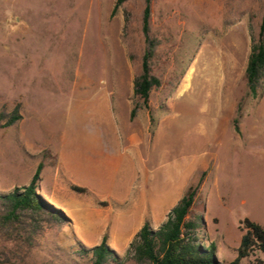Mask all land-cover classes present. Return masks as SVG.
<instances>
[{
  "label": "rangeland",
  "instance_id": "1",
  "mask_svg": "<svg viewBox=\"0 0 264 264\" xmlns=\"http://www.w3.org/2000/svg\"><path fill=\"white\" fill-rule=\"evenodd\" d=\"M115 3L0 0V114L20 105L22 115L0 127V191L28 184L42 161L39 192L69 218L39 239L30 263L90 264L77 249L105 234L125 257L144 222L159 228L203 173L201 240L231 262L243 220L264 227V90L248 95L245 79L264 0H153L163 84L134 120L144 0L112 15ZM107 118L109 145L100 133ZM79 157L94 171L74 168ZM258 260L256 251L241 264Z\"/></svg>",
  "mask_w": 264,
  "mask_h": 264
},
{
  "label": "trees",
  "instance_id": "2",
  "mask_svg": "<svg viewBox=\"0 0 264 264\" xmlns=\"http://www.w3.org/2000/svg\"><path fill=\"white\" fill-rule=\"evenodd\" d=\"M127 0H116L112 15ZM153 0H144L141 30L144 49L141 64L133 84L134 94L130 118L134 120L142 109H150V97L155 88L163 84L162 76L154 71L160 38L152 29ZM247 94L259 98L264 90V11L258 31L252 38L251 53L245 69ZM242 103L237 108L234 127L239 130ZM8 117V118H7ZM7 118L0 127H9L18 122L22 115L20 105L8 115L1 112L0 121ZM44 163L39 162L31 181L16 186L8 192L0 191V264H31L30 258L39 239L53 227L65 226L69 218L39 192V181ZM205 173L198 182L191 185L178 203L172 208L167 220L159 228H154L147 219L132 241L128 253L121 257L107 242V234L101 243L87 248L79 247L80 255L90 256V264H124L132 260L134 264H241L259 251L264 255V227L248 218L242 222L244 231L237 248V256L231 262H222L217 257V246H206L200 236L204 226L201 214L194 212L199 198L200 187ZM78 192L85 187L71 185ZM263 264L262 260L257 261Z\"/></svg>",
  "mask_w": 264,
  "mask_h": 264
},
{
  "label": "bare ground",
  "instance_id": "3",
  "mask_svg": "<svg viewBox=\"0 0 264 264\" xmlns=\"http://www.w3.org/2000/svg\"><path fill=\"white\" fill-rule=\"evenodd\" d=\"M91 114H93L94 116H95V118H96V116H100V114H99V112L98 111H96L95 109H91ZM104 117H102V119H103ZM62 119V118H61ZM109 119L107 118L106 119V121L102 124L101 123V126H100V133H101V138H102V140H104V142L105 141H107L108 139L110 140L111 138H110V135H111V133H112V129H111V127H110V122L108 121ZM98 122V120L95 122V124ZM102 122V121H101ZM60 123V122H59ZM99 123V122H98ZM94 125V124H93ZM91 126V125H90ZM98 128V127H97ZM96 128V129H97ZM99 129V128H98ZM56 131V130H55ZM61 131V129H60V127H59V132ZM59 132H57L58 133V135L57 136H59ZM55 134V133H54ZM53 134V135H54ZM84 135V134H83ZM51 136V135H50ZM96 136V135H95ZM55 137H56V135H55ZM60 137V136H59ZM97 138H99V136H97ZM96 138V139H97ZM62 140H63V138H62ZM61 142V141H60ZM59 142V143H60ZM108 142V141H107ZM107 142H105V145H109V144H106ZM111 143V142H110ZM107 147V146H106ZM72 148V147H71ZM112 148V147H111ZM74 149V148H73ZM67 150V149H66ZM107 150V149H106ZM106 150H104L105 152H106ZM111 150H113V148L111 149ZM110 152V151H109ZM91 154V153H90ZM104 155H105V153H104ZM100 160V159H99ZM116 161V160H115ZM105 163H110V158L108 157V156H106L103 160H102V162H101V164H105ZM120 188V191H121V189H122V186H119ZM118 189V190H119ZM132 188H130L129 190H128V192H127V195L128 196H131V193H133L132 191ZM117 191V190H116ZM124 191V190H123Z\"/></svg>",
  "mask_w": 264,
  "mask_h": 264
},
{
  "label": "crops",
  "instance_id": "4",
  "mask_svg": "<svg viewBox=\"0 0 264 264\" xmlns=\"http://www.w3.org/2000/svg\"><path fill=\"white\" fill-rule=\"evenodd\" d=\"M81 150V149H80ZM77 158V157H76ZM82 166H86L87 168H89L91 171H94L93 168L90 167L89 164L83 162L82 157H79L77 161H75V163L73 164L74 168H81ZM48 200H50L48 198ZM51 201V200H50ZM54 203V202H53Z\"/></svg>",
  "mask_w": 264,
  "mask_h": 264
}]
</instances>
